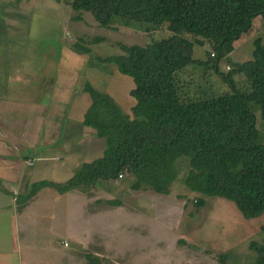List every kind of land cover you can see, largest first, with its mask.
Masks as SVG:
<instances>
[{
  "label": "trees",
  "instance_id": "1",
  "mask_svg": "<svg viewBox=\"0 0 264 264\" xmlns=\"http://www.w3.org/2000/svg\"><path fill=\"white\" fill-rule=\"evenodd\" d=\"M70 7L90 11L102 26L123 17L141 23L146 31L165 28L171 33L144 44L118 42L121 53L95 56L98 61L114 62L120 72L132 77L131 113L87 81L84 89L91 103L83 124L105 138L102 154L77 165L65 181L34 182L20 198L27 200L48 185L60 192L89 190L102 182L114 183L123 174L134 176L130 183L134 190L168 193L179 174L177 162L184 157L183 182L198 194L197 207L205 204L206 195H219L233 201L243 217L261 215L264 141L252 108L256 105L264 119L261 36L253 38L249 59L230 60L232 68L227 71L220 70L219 61L256 16L264 19V0H71ZM205 40L212 49L208 59L194 58L193 46ZM73 43L80 48L77 41ZM201 63L209 64L228 90L204 96L181 93L178 71ZM237 73L244 74V84L234 78ZM249 246L254 251L251 264H264V240L251 241ZM86 257L89 264H98L94 254L87 252Z\"/></svg>",
  "mask_w": 264,
  "mask_h": 264
},
{
  "label": "rangeland",
  "instance_id": "2",
  "mask_svg": "<svg viewBox=\"0 0 264 264\" xmlns=\"http://www.w3.org/2000/svg\"><path fill=\"white\" fill-rule=\"evenodd\" d=\"M70 1L0 0V72L15 70L23 63L41 70L55 68L61 47H71L74 41L80 47L77 51L85 52L88 48L91 56L106 57L122 52L118 42L144 44L152 37L171 33L165 28L146 31L141 23L123 17H115L110 25L102 26L90 11H73ZM260 19L256 16L243 32V43L233 53L234 61L251 57L253 38L264 35V19L263 29L255 28ZM97 37L100 39L94 40ZM210 50L205 40L193 46L192 55L208 59ZM106 63H85L83 69L99 73L106 69ZM219 68H232L227 57L220 59ZM234 78L238 84H244V74L237 73ZM178 89L184 94L204 96L228 90V86L209 64L201 63L188 64L178 71ZM126 104L129 109L130 102ZM252 108L264 141V119L256 105L252 104ZM66 133L61 138L65 145L60 140L62 149L70 148ZM101 151L99 146L94 155ZM50 153L61 151L58 147L39 146L41 157L53 158L48 156ZM81 155L76 159L85 161ZM177 163L179 174L168 193L151 188L134 190L130 187L134 176L129 174L119 176L114 183L102 182L89 190L77 188L76 192L64 194L44 187L43 192H57L53 210L60 213L55 219L46 216V208L38 200L31 203V207L38 208V215L28 218L33 210L28 207L17 219L14 207L26 201L20 196L28 193L34 181L50 175L37 156L33 164L26 166L29 173L22 185L8 187L7 193L0 192V264H89L87 252L96 256L98 264H251L254 251L250 242L264 240V212L257 217H243L233 201L219 195H206L205 204L197 207L194 202L198 194L183 182L186 160L182 157ZM65 168L57 177H51L66 180L71 171ZM71 231L75 236L69 235ZM51 242L59 248V254L58 250L47 248Z\"/></svg>",
  "mask_w": 264,
  "mask_h": 264
},
{
  "label": "crops",
  "instance_id": "3",
  "mask_svg": "<svg viewBox=\"0 0 264 264\" xmlns=\"http://www.w3.org/2000/svg\"><path fill=\"white\" fill-rule=\"evenodd\" d=\"M262 26L263 20H257L255 28L263 29ZM261 38L263 40L264 35ZM242 41V37L238 39L231 52L225 56L229 62L234 60L232 59L234 50L238 49ZM77 48L74 43L71 47H61L58 60L54 62L56 67L49 70H41L35 66L28 67L30 65L23 63V66L16 67L15 70L11 68L4 70L5 74L0 72V183L3 187L0 189L1 193H7L8 187L16 188V185H22L24 177H27L29 173V169L25 171L26 166L33 164L37 156L50 171L49 176L37 181L43 179L57 181L53 177H57L56 174L61 172L60 170H64L67 166L66 171H71L72 175L74 168L84 162L76 159L79 155L82 154L81 157H84L85 161H90L102 154L105 138L98 136L94 128L83 124L84 113L91 103L90 94L84 89L87 81L95 89L108 93L122 111L131 113L130 106L134 103V98L129 96L130 89L133 87L132 77L120 72L114 62H107L106 69L99 73H91L87 67L84 70L85 63L96 62L98 64L102 61H98L88 52L77 51L79 49ZM126 101L130 102L129 109L126 108ZM65 132H67L66 137L70 148L62 149L59 144ZM43 144L58 147L61 153L48 155L53 158L41 157L38 155V149ZM61 144L65 145V142L61 140ZM99 146L102 148L101 153L94 155ZM83 147L88 150H82ZM66 161L68 163L63 164ZM42 188L28 198L23 205L14 207L13 213L16 214V218L23 211H28V207L33 209L27 214L28 218L30 215L32 218L38 215L39 210H36L38 208L31 207V203H36L38 200L43 207L49 210L45 209L46 216L55 219L60 213V211L53 210L57 202V192L56 190L43 192ZM76 190L77 188H71L63 192L57 191L64 194L71 191L76 192ZM10 202L9 205L13 203V201ZM74 234L76 233L73 231L69 232L71 237L75 236ZM61 242L64 246L67 245L65 239ZM28 243L31 241L28 240ZM47 248L53 251L58 250L57 254L60 253L59 248L53 242L49 243ZM61 254L66 258L64 252ZM48 259L54 262L50 257ZM74 264H79V262H74Z\"/></svg>",
  "mask_w": 264,
  "mask_h": 264
}]
</instances>
